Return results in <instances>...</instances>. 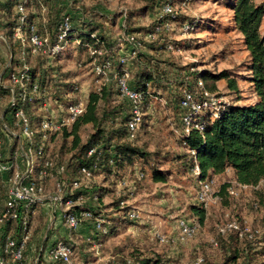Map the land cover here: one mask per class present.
<instances>
[{
    "label": "trees",
    "instance_id": "16d2710c",
    "mask_svg": "<svg viewBox=\"0 0 264 264\" xmlns=\"http://www.w3.org/2000/svg\"><path fill=\"white\" fill-rule=\"evenodd\" d=\"M64 1L68 2L69 6L63 9L59 0L24 2L27 20L23 32L27 39L30 36L29 26L37 23L38 31L48 34L50 42L54 44L64 17L68 15L71 18L65 48L51 58L31 53L30 44L26 45L29 50L26 63L30 75L27 87L31 89L35 84L39 86V93L25 102V112L33 131L32 144H25L26 148L29 146L32 148L34 154L30 180L42 185L48 193L45 184L47 180L54 179L53 193H56L58 183L64 184L58 177L71 170L77 177L69 187L67 186L69 191L65 199L71 198L74 202H78L83 198L84 190L81 184L71 190L73 182L80 181V176L89 180L96 174L102 176L104 184L95 187L92 195L97 202L92 205L79 202L69 210L79 216L84 212H91L93 215L91 221L94 223L98 219L102 220L100 229L92 224L96 233L92 235L91 240L93 239L97 244H102L118 235L123 227L137 225V218L132 217L131 214L138 211L127 203L133 192L140 190L141 183L148 176L154 183L165 184L170 177L192 174L197 180L199 189L200 180H209L232 172L234 180L253 186L251 189L259 200L254 204L255 207L258 208L259 203L260 206L261 203L264 205V0H215L232 11L230 27L238 32L240 43L248 52L243 70L249 74L244 78L250 83L257 97L251 103H239L242 98L239 94L238 80L231 77L232 73L229 70L212 73L208 69H197L196 64H190L188 68L186 67L189 72L182 74L186 69L183 68L181 72L175 73L172 72V64L167 66L163 64L164 60L157 57L161 51L173 53V50L168 48L170 43L175 48L192 47L194 40L186 35L195 30L220 32L221 24L213 18L191 20L183 14L194 0H189L187 7L183 6L186 0H140L143 5L131 11L129 15L124 13L108 17L101 13L100 15L103 16L101 21L93 13L87 14L81 6H75L73 2L76 0ZM21 2L23 0H0V35L4 36L5 40H2L8 44L13 56L11 66L6 70L10 75L17 70L14 69L16 64L22 66L20 59L22 43L15 37L18 23L16 7ZM168 4L172 6L173 11L161 13L162 7ZM42 6L46 7L44 15H42ZM151 13L153 20L150 26L130 28L132 27L130 21L133 18ZM119 17L123 20L122 39L127 35H135L142 43L141 47L134 48L135 55L130 58V64L135 67L133 71L129 66L130 86L137 91L151 94L142 104L141 122L135 130L130 128L133 105L121 95L118 84L119 79L125 74L126 66L121 63L120 57L122 53L128 51V42L122 40L118 45L114 44L107 38L105 30L109 23L115 24ZM168 22L174 24L173 29L169 31L165 29V23ZM187 24L190 28L186 32L183 26ZM158 26L161 28L160 31L156 30ZM230 27L227 26L224 30ZM178 28L182 31L183 38L173 41L168 37V33ZM149 33H155L156 39L149 40L147 38ZM147 46L151 53L155 54L150 55L142 49ZM92 49L103 50L102 55L98 57L99 63L111 62L112 67L108 76L95 74L96 81L103 80V82L96 85L89 93L88 99L85 100L84 114L70 125L63 126L55 132H45L41 123L44 117L49 116V112L43 108L46 100L54 104L57 112L59 109L58 115L61 116L66 114L71 104L81 101L78 97L72 96L79 89V83L74 81V74L71 71H64V66L68 61L73 60L74 52L79 54L77 59L80 63L83 61V55L86 54V61L83 63L93 66L95 55L91 53ZM110 75H114V82H108ZM222 79L226 80L227 88L232 90V93H237V96L231 101H221L218 109H215L210 97H219L216 82ZM14 87L16 95L19 96L20 85L15 84ZM188 95L191 96L190 103L202 105L199 112L195 113L190 106L183 104L187 101ZM155 97L166 100V104L162 105L163 110L172 134L176 136L178 145L184 150L183 153L164 151L159 146L154 151H150L148 142L137 143L141 132L149 133L154 127L152 119L155 113ZM204 103L208 104L203 105ZM12 109L13 107H9L4 117H7ZM187 116L191 117L189 132H186L185 117ZM4 117L5 122L7 119L11 122L10 118ZM2 122L0 120V126ZM85 129H88L86 135H84ZM140 162L143 163L142 167L138 166ZM196 165L199 169L198 174L194 173ZM61 167H64L63 171ZM83 167L90 170L92 176L88 177L82 173ZM109 181L115 182L114 188L107 184ZM230 186L229 180L221 184L218 194L222 200L234 197L229 192ZM0 194H2L1 186ZM107 195H114L113 201L109 204L115 212L112 216L105 215L102 211L104 198ZM40 204L42 203H35L32 207L30 229ZM4 206L5 202L0 214ZM190 207L191 212L204 224L208 216L205 207L197 205ZM20 229V224L15 221H8L0 227V253L8 237L20 239ZM213 237L218 240L219 245L214 246L211 240L210 244L224 253L222 264H264V243L261 245L264 238L242 239L233 232L220 235L217 225ZM58 242L73 247L69 240L61 239ZM26 250L24 264H26ZM135 253L139 256L131 260L136 264H166L168 261L162 254L156 252L150 255ZM200 264L205 262L202 261Z\"/></svg>",
    "mask_w": 264,
    "mask_h": 264
},
{
    "label": "rangeland",
    "instance_id": "374dc122",
    "mask_svg": "<svg viewBox=\"0 0 264 264\" xmlns=\"http://www.w3.org/2000/svg\"><path fill=\"white\" fill-rule=\"evenodd\" d=\"M59 4L63 9L65 6L67 7L69 3H66L64 0H59ZM73 4H75V6H81L87 14L93 13L100 21L103 17L100 15L101 13L108 17L124 13L129 15L131 11H135L143 5L140 0H76ZM183 14L191 20L195 18L199 20L201 18H213L220 22V32H198L195 30L193 33L186 35L194 40L192 47L187 49L182 48L181 52L176 51L171 53L161 51L157 54V57L164 60L165 62H163V64L167 66L172 64V72L175 73L181 72V70H184L183 68H188L190 64H196L197 69H208L212 73L229 70L232 73L231 77H235L238 80V86L240 89L239 94L242 98L239 103L254 102L257 97L253 93L250 83L244 78L245 76H248L249 72L243 70V66L248 57V52L240 43V35L238 32L230 27L232 26V11L225 8L221 2L215 0H194L189 9ZM152 20V13L147 16H136V18H133L130 21V24L132 25L130 28H144L150 26ZM122 21V18L119 17L115 21V24L109 23L105 29L109 41L114 42V44L116 43V45H118L119 41L122 42L123 40L121 37L123 35L121 28ZM227 26H229L230 29L228 28L227 30H224ZM181 33L182 31L178 28L175 31H170L168 37L173 41L181 40V38H183ZM142 49L150 55L155 54L153 52L151 53L148 46L147 48ZM74 53L75 57L73 60L66 63L64 71H71L74 74V81L79 83V89L72 96L85 101L88 99L91 90L95 88L96 85H100L103 80L96 81L92 64L83 63V61H86V54L83 55V61L80 63L77 59L79 54L76 52ZM12 58L13 56L8 44L1 39L0 86H2L0 88V120L3 122L0 126V142L4 148V160H11L22 166V158L15 156L17 144L19 145V138L18 136H12L10 134L11 130L15 132L16 135H19L20 128L18 125H14L13 121H15V118L10 114H7V117H4V113L7 110L11 98V92L8 86L11 87L14 85L10 80V72H6L11 66ZM129 66L133 68V71L135 70L133 64H129ZM19 68L20 67L17 64L14 67V69L17 70H19ZM187 68L182 74H184V72H189ZM113 80L114 75H110L108 82H114ZM216 86L219 93L217 102L231 101L237 96V93H232V90L227 88L226 80L222 79L217 81ZM51 104L55 113L60 112L59 109L57 112L53 103ZM165 104L160 102L158 98L155 99V113L152 119L154 127L149 133L141 132L137 143L143 144L148 142L150 151H154L159 146V148H162L164 151L169 150L174 153H183L184 150L178 145V140L176 136L172 134L171 126L166 119L167 117L162 106ZM3 117L6 119L10 118L11 122L8 119L5 122ZM87 133L88 129H85L84 135ZM138 166L142 167L143 163L140 162ZM20 169L21 168H19V170ZM11 176L12 172L5 175L0 174V186L2 190V194H0V210H2L6 200L8 180ZM75 177L77 176H74L71 170H67L66 173L63 176L58 177V179H61V181L69 187ZM79 178L84 194L83 198L78 202L86 205L95 204L97 201L92 197L94 193L93 191L95 187L104 184L103 177L96 174L91 180L86 179L83 176H80ZM233 178L234 176L232 172L223 176H217L215 178V195L219 191L223 182L230 181ZM107 184L111 186V188H114L113 186H115L114 181H109ZM133 185H131V188H133ZM45 186L48 193H53L55 180H47ZM86 190H88V192ZM197 190L198 183L195 176L192 174L170 177L169 181L165 184L154 183L149 176L144 179L141 183L140 190H135L127 203L128 205H131L134 210L138 211V217H135L137 218V225L121 228L118 235L107 241L105 246L101 249L102 252L100 251L105 257H107L104 264H109L111 262L123 264L127 259L139 256L135 252L147 255L155 252L162 254L168 260L166 264H196L199 259L205 262V264H222L224 253L210 244L211 238H213L216 233L217 224L225 223L233 218H239L252 227L264 225V205L261 203L260 206L259 203V207H255L254 204L259 202V200L253 189L250 188L243 192H239V195L229 197L226 200L215 198L207 206L197 201ZM113 198L114 195H107L104 198L102 211L105 215L112 216L115 213L109 206L113 201ZM43 203L47 204L50 203V201H44ZM40 205L37 208L34 218L35 222H33L32 225L33 236L41 228H46L51 224V220H49L52 217L51 205H47V213L42 211L43 209ZM191 205L205 207L208 216L204 224H202L199 221V218L191 212ZM181 218L195 221L200 227L193 238L184 242L178 240V226L179 219ZM63 224L68 226L65 221ZM94 233H96L95 230ZM157 234L165 236L168 241L166 243L161 242L157 237ZM31 239L32 237H30V240ZM70 243L73 245L74 251L73 262L74 264H77L76 262L81 259L79 247L82 243L77 246H75V243L72 241H70ZM263 243L264 242H262L261 245H263ZM90 244L87 242L85 243L88 247ZM91 252L94 253L95 251L91 250ZM90 257V259H92L95 255H91Z\"/></svg>",
    "mask_w": 264,
    "mask_h": 264
},
{
    "label": "built area",
    "instance_id": "2783aa9c",
    "mask_svg": "<svg viewBox=\"0 0 264 264\" xmlns=\"http://www.w3.org/2000/svg\"><path fill=\"white\" fill-rule=\"evenodd\" d=\"M27 0H23V2L17 4L16 11L18 13L17 26L15 28V37L19 38L22 43V50L20 53V59L22 61V66H20L19 70H15L10 75V80L13 84H19L21 87V91L19 96L15 93L14 85L9 87L11 92V98L9 100V107H13L10 115L15 118L14 124L20 128V134L16 135L15 132L10 130V134L12 136H18L19 145L15 151L16 157L22 158V166L21 164L14 161H5V153L2 143L0 142V174L5 175L12 172V176L8 180V188L6 190V200L5 206L0 214V227L4 226L8 221H15L20 224V239L16 240L15 238L8 237L5 241V244L0 253V264H24V252L29 244V240L31 237V229L29 227L30 214L32 212V207L35 203H43L44 201H50V203L58 204L62 207V217L65 222L71 228L78 227L82 222H90L95 225L97 229L102 228L101 222L102 220L98 219L95 223L91 221L92 213L87 211L79 216L76 213L70 212V208L79 202H74L71 198H66V195L69 191L67 189L66 184L58 183L56 193H47L44 190L42 185H38L36 182L30 180L31 174L33 172V150L29 146L25 147L26 143L32 144L33 141V131L31 130L30 121L25 112V102L27 99L32 98L35 94L39 93L38 84L33 85L31 89L27 87V83L30 81L29 75V67L26 63L27 56L29 55V50L26 48L27 44H30V52L33 54H42L48 57L54 56L57 52L65 48L66 45V36L68 34V30L71 26V18L70 16H65L63 19V24L60 28L59 35L52 44L49 39V35L45 33H40L38 31V24L32 23L29 26L30 36L27 39L24 35L25 24L27 20V11L25 8L24 2ZM188 1L186 0L183 3L184 7H187ZM173 8L170 4L162 7L161 13L172 12ZM46 12V7L42 6V15ZM174 27L173 23H165L166 30H172ZM190 25H184V31H188ZM157 31H160L161 28L158 26L156 28ZM0 38L5 40L4 36L0 35ZM149 40L156 39L155 33H149L147 35ZM123 40L128 42L129 49L126 53H122L120 57V61L122 64L126 66L125 74L119 79V90L121 95L126 98L133 105V117L130 121V128L135 130L142 118V104L146 98L151 96V94L147 92L137 91L130 86L129 80L131 76V72L129 69L130 58L135 55L134 48L141 47L142 43L137 40L135 35H127L123 37ZM169 49L173 50V52L180 51L181 48H175L173 44H169ZM91 53L95 55V61L93 63V70L96 75H107L111 70V62L107 61L104 64L98 62L99 55H102V49H92ZM108 76V75H107ZM156 98V97H155ZM191 96H187V101H184L185 106H190L192 111L197 113L202 109L201 104L190 103ZM160 102L166 103L164 98H158ZM210 101L215 109H218L217 98L211 96ZM17 103V104H16ZM52 102L50 100H46L43 104V108L49 112V116H46L42 120V129L45 132H55L61 129L63 126L70 125L73 123L79 116L84 114L86 111V102L81 100L77 103H73L68 107L66 114L63 116L57 115L55 111L52 109ZM208 103H204L203 105H207ZM15 106V107H14ZM186 121V132L190 131L191 126V117H185ZM4 126H6L4 124ZM7 128V126H6ZM195 152H193L194 154ZM20 158V159H21ZM48 165V163H46ZM45 165V166H46ZM19 168H21L19 170ZM61 170H64V167H61ZM82 173L86 174L88 177L92 176V172L87 168H82ZM194 173L198 174L199 169L196 165L194 169ZM231 186L228 188L229 192L232 196L239 195V192L245 191L247 189L252 188L253 186L239 183L236 180L229 181ZM80 182L75 180L71 186V190L78 188L80 186ZM216 185L215 178L209 180H200L199 189L197 190V201L205 206H207L210 202H212L215 198L222 199L218 194L215 195L214 188ZM257 188V187H255ZM217 201V200H216ZM132 217H137V212H132ZM179 241H187L193 238L199 229V224L195 221L187 220L186 218L179 219ZM218 234L227 235L229 232L236 233L239 238H248L251 240L255 239H263L264 238V225L258 227H252L248 225L246 222H243L239 218H233L228 220L225 223L217 224ZM157 237L161 242L166 243L168 239L161 235L157 234ZM211 242L214 246H218L219 242L216 238H211ZM73 247L69 244H64L62 242H58L57 245L52 249L51 256L52 258L60 262L62 264H74L73 262ZM202 262L199 259L196 264H200ZM115 264V263H111ZM123 264H136L133 260L129 259L127 262Z\"/></svg>",
    "mask_w": 264,
    "mask_h": 264
},
{
    "label": "crops",
    "instance_id": "0c3cea01",
    "mask_svg": "<svg viewBox=\"0 0 264 264\" xmlns=\"http://www.w3.org/2000/svg\"><path fill=\"white\" fill-rule=\"evenodd\" d=\"M47 205H51L52 217L49 219L51 220V224L46 228H41L34 236L31 228L32 239L26 250L27 264H62L55 261L51 256L52 249L61 239L72 241L75 243V246L82 243L79 247L81 259L76 262L77 264H104L107 257L101 253V249L109 239L102 244H97L93 239L91 240L94 229L90 222L86 221L76 228H70L63 224L65 220L62 217V208L52 202L43 203L40 206L43 209L42 211H45L44 213L48 212ZM86 242L92 245L90 244L88 247L85 245ZM91 250L95 252L93 253ZM91 255H95V257L90 259Z\"/></svg>",
    "mask_w": 264,
    "mask_h": 264
}]
</instances>
